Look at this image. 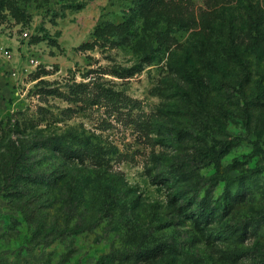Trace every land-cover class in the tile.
<instances>
[{
  "label": "rangeland",
  "instance_id": "1",
  "mask_svg": "<svg viewBox=\"0 0 264 264\" xmlns=\"http://www.w3.org/2000/svg\"><path fill=\"white\" fill-rule=\"evenodd\" d=\"M0 264H264V0H0Z\"/></svg>",
  "mask_w": 264,
  "mask_h": 264
},
{
  "label": "built area",
  "instance_id": "2",
  "mask_svg": "<svg viewBox=\"0 0 264 264\" xmlns=\"http://www.w3.org/2000/svg\"><path fill=\"white\" fill-rule=\"evenodd\" d=\"M20 30H22L20 37L24 38L26 40L30 39L31 37V30L29 27H19ZM19 31V30H18ZM9 33L10 35L13 36V38L16 39L17 37V28L12 29L9 28ZM5 55H8V57L12 58V56L14 55V51L12 50H5L4 51ZM41 63V60L38 56H32L29 54V56L26 59V62L22 65V72L23 73H28L31 70H33L34 68H37ZM17 73V72H15Z\"/></svg>",
  "mask_w": 264,
  "mask_h": 264
},
{
  "label": "trees",
  "instance_id": "3",
  "mask_svg": "<svg viewBox=\"0 0 264 264\" xmlns=\"http://www.w3.org/2000/svg\"><path fill=\"white\" fill-rule=\"evenodd\" d=\"M239 61L242 63L243 67L245 66V61L242 56L238 55Z\"/></svg>",
  "mask_w": 264,
  "mask_h": 264
}]
</instances>
